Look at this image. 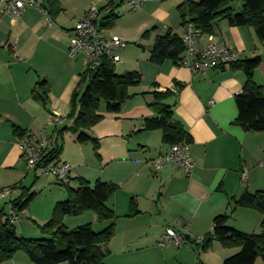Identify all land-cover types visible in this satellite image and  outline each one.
<instances>
[{
	"label": "crops",
	"instance_id": "1",
	"mask_svg": "<svg viewBox=\"0 0 264 264\" xmlns=\"http://www.w3.org/2000/svg\"><path fill=\"white\" fill-rule=\"evenodd\" d=\"M128 1L59 0L62 12L52 19L50 27L46 26L47 17L34 8L27 9L21 18L7 17L0 1V191L14 188L10 197L0 194V209L6 215L5 205L11 208L14 200L29 193L25 185L31 172L18 149L21 140L14 133L16 128L26 131L33 140L40 133L51 138L56 129H67L65 133L76 136L64 115L69 111L73 93L84 89L81 74L87 67L83 57L76 60L68 57V46L75 22L91 7L102 8L111 3L119 19L113 28L106 30L127 43L117 50L121 61L115 64L116 73L139 72L142 80L139 86L130 89L134 96L119 113L110 114L103 109V120L87 131L100 143L98 173L101 176L105 173L106 178L98 180L118 186L107 203L117 218L105 264H199V261L223 264L239 249H225L213 242L207 252H201L198 242L212 231L216 216L229 215L227 226L240 232L261 231V214L234 205L245 193L264 191V167L260 165L264 159V133L246 132L235 123L238 115L235 97L243 90L245 76L232 72L228 66L194 73L172 61L159 66L150 63L157 36L171 31L183 38L178 7L188 0H153L140 11L126 14ZM232 7L238 11L240 4ZM153 28L143 39L142 35ZM208 36L200 35V48L207 45ZM212 36L219 45L234 49L236 60L261 57L254 81L264 89V45L255 31L217 21ZM132 42L145 48L141 52L137 45L129 46ZM167 90L173 93L167 103L192 139L189 155L195 167L190 175L174 164L156 170L152 161L166 153L169 146L163 144L161 131H142L145 120L156 116L149 107L152 103L149 93ZM56 114L62 120L60 125L51 119ZM244 172L246 181L242 179ZM70 178L84 179L76 173H71ZM36 179H42L40 185L45 187L60 185L52 176ZM56 194L50 203L52 211L57 203L68 199L64 191ZM133 200L139 213L129 217ZM34 219L35 224L42 226L51 217ZM67 222L68 218L64 224L69 228ZM104 223L99 232L112 222ZM167 229L180 234L190 248L160 247ZM17 233L26 239L41 237L37 227H29L22 221ZM13 258V264H17V258L21 264H33L21 252Z\"/></svg>",
	"mask_w": 264,
	"mask_h": 264
},
{
	"label": "trees",
	"instance_id": "2",
	"mask_svg": "<svg viewBox=\"0 0 264 264\" xmlns=\"http://www.w3.org/2000/svg\"><path fill=\"white\" fill-rule=\"evenodd\" d=\"M43 2L44 9L51 19L62 12L59 0ZM235 3L240 4L238 11L232 7ZM111 8V3L99 8L102 14L100 24L105 29L113 28L119 19V15ZM178 11L182 25L193 24L201 35H212L213 25L217 21H226L230 26L252 28L264 45V0H188L178 7ZM154 29L146 31L142 38H147ZM184 52L182 38L168 31L155 38L149 61L157 66L166 61L180 65ZM260 64L261 57L255 56L252 59L235 60L223 65L228 66L232 72H242L245 76L243 90L235 97L238 110L235 123L246 132L264 133V89L254 81L255 71ZM141 80L139 72L117 74L115 64L106 59L101 61L96 70L86 69L81 74V86H84V89L73 93L67 118L72 121L70 130L76 135V141L79 144L91 143L99 161V141L87 131L103 120V109L106 113H119L123 104L134 96L129 92L130 89L139 86ZM149 94L152 97L149 107L156 116L145 120L142 131H161L162 142L169 148L183 143L190 144L191 136L176 119L173 107L167 103L173 93L167 90ZM42 101L45 103L46 99L42 98ZM66 130L56 129L51 137L53 147L46 156L49 161L58 160L63 149L59 139L63 138ZM25 132L19 128L14 130L21 141L24 137L31 138ZM78 181L79 188L68 187V199L57 203L51 219L38 226L40 239L20 238L15 225L10 223L2 211L0 212V264L10 261L18 252H24L33 264H105L107 246L115 235L114 221L117 218L107 203L117 192L118 186L99 180L94 186L81 178H78ZM34 197L35 194L24 193L12 202L13 207L22 212L28 208ZM234 205L235 208H248L261 214V231L258 234L240 232L227 226L229 215H218L213 221L212 231L200 243L201 251L207 252L213 242H218L225 249H239L237 254L226 259L223 264H255L259 258L264 264V191L245 193ZM86 211H93L98 223H112L101 232H95L91 224L68 230L64 220ZM138 213L133 200L128 216L134 217ZM199 264L202 263L199 261Z\"/></svg>",
	"mask_w": 264,
	"mask_h": 264
},
{
	"label": "built area",
	"instance_id": "3",
	"mask_svg": "<svg viewBox=\"0 0 264 264\" xmlns=\"http://www.w3.org/2000/svg\"><path fill=\"white\" fill-rule=\"evenodd\" d=\"M3 4L2 12L12 19L21 18L27 9L39 10L47 17L46 26L53 24L52 19L44 9L43 0H0ZM152 0H129L127 10L140 11L142 7ZM101 11L99 7H91L85 15L75 22L72 37L67 50V55L71 60L83 57L88 71L96 70L101 61L106 59L114 64L121 61V56L117 50L124 48L127 43L117 35H109L108 31L100 24ZM184 55L180 65L188 67L194 73H205L212 69H217L227 63L233 62L237 58V52L228 47H223L215 42L212 35L208 36V43L205 47H199V30L190 23L183 26ZM51 119L60 125L62 120L59 115H52ZM53 139L40 133L36 140L24 137L18 143V149L27 170L40 171L42 175L54 177L59 184L68 188L71 183V167L68 163H60L56 160L49 161L47 154L52 150ZM168 164H174L190 175L195 167L189 155V144L170 146L168 151L152 161V166L156 170H161ZM264 167V159L260 163ZM242 179L247 180V173L242 174ZM14 188H5L0 191L2 196L10 197ZM10 223L17 224L20 217L13 205L7 215ZM199 243L202 240H198ZM160 247L175 246L176 248H190V244L173 229H167L159 242Z\"/></svg>",
	"mask_w": 264,
	"mask_h": 264
},
{
	"label": "rangeland",
	"instance_id": "4",
	"mask_svg": "<svg viewBox=\"0 0 264 264\" xmlns=\"http://www.w3.org/2000/svg\"><path fill=\"white\" fill-rule=\"evenodd\" d=\"M235 5H238V3H235ZM129 13L133 14L135 12L129 11L126 14H129ZM139 42L145 43L142 40ZM141 43L136 44V45L140 48L139 50L142 52L143 51L142 48H145V46H143ZM136 45H135V42H132L131 44H129V46H133V47H137ZM130 59H131V57H130ZM69 114H70V108H69L68 113H66L64 115V117L67 121V124H72V121L67 118L69 116ZM64 133H63V135H64ZM59 143H61V145L63 146V149H62V152H61L58 160H56V161L60 162V163L65 162V163L70 164L73 167V171L71 172L72 174L73 173L80 174V176H82L85 180H87L91 186H94L95 182L100 177L106 178L105 173L102 176L98 173V170L101 168L100 162H99V159L96 157V155L93 151V145L91 143L79 144L76 141V136H74L71 132L65 133L63 138L59 139ZM99 146H100V143H99ZM103 146L106 147V144ZM99 154L101 155L100 150H99ZM31 173H29L30 175L28 177V180H27L25 186L27 189H29V193H27V194L32 195L33 193H36L35 197L31 201V203L29 204L28 208H26L22 212H18L17 210H16V212L19 215V217H21L20 221H22L25 225H27L29 227L33 226V227L38 228L39 225L35 224V221L37 219L35 220L34 217L38 218L40 221L43 218H45L46 216H49V218H50L52 216V212H53L52 207H50L52 195L56 196L57 195L56 193L59 190L67 193V188L62 186L61 184L51 186V188L48 186L45 187L46 185H44V186L40 185V181L42 179H39V180L36 179L34 181L35 177L36 176L37 177H45V176L41 175L40 171H37V172L33 171ZM71 183H72V185H71L72 189L79 188L78 179L73 178ZM9 208H10V206L8 204L5 205L4 211H7L9 213V210H10ZM1 211H2V209H0V212ZM8 213H6V216L8 215ZM68 219H69V222H67V225L69 226L68 230H73V229L79 228L81 226L91 224L93 230L95 232H99L100 226L103 227V225L106 224V223H98L96 220V215L93 211H86L79 216L68 217ZM19 223L20 222H18L17 224H14L16 227V230H17ZM71 223L76 224V225H71ZM72 226H74V227H72ZM17 235H18V233H17ZM26 237L31 238L30 235H26ZM20 238H22V237H20ZM40 238L41 237L31 238V239H40ZM21 253H24V252H21ZM15 263L21 264L20 260L18 258L15 259ZM259 263H263L261 258H259L257 260V264H259ZM4 264H13L12 259L8 262H5ZM63 264H67V263H63Z\"/></svg>",
	"mask_w": 264,
	"mask_h": 264
},
{
	"label": "bare ground",
	"instance_id": "5",
	"mask_svg": "<svg viewBox=\"0 0 264 264\" xmlns=\"http://www.w3.org/2000/svg\"><path fill=\"white\" fill-rule=\"evenodd\" d=\"M153 1V0H152Z\"/></svg>",
	"mask_w": 264,
	"mask_h": 264
}]
</instances>
